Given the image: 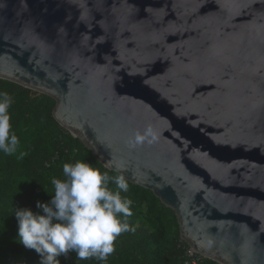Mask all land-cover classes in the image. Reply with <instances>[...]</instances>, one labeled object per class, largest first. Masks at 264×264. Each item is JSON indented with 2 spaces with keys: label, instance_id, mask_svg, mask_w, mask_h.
Masks as SVG:
<instances>
[{
  "label": "water",
  "instance_id": "water-1",
  "mask_svg": "<svg viewBox=\"0 0 264 264\" xmlns=\"http://www.w3.org/2000/svg\"><path fill=\"white\" fill-rule=\"evenodd\" d=\"M0 78L55 98L199 253L264 264V0H0Z\"/></svg>",
  "mask_w": 264,
  "mask_h": 264
},
{
  "label": "trees",
  "instance_id": "trees-1",
  "mask_svg": "<svg viewBox=\"0 0 264 264\" xmlns=\"http://www.w3.org/2000/svg\"><path fill=\"white\" fill-rule=\"evenodd\" d=\"M0 92L12 97V131L20 145L13 155L0 153V264H40L34 249L17 242L18 221L15 208H31L42 214L37 201L49 202L53 178L64 179L63 164L84 159L109 175H120L109 169L70 130L54 116L57 101L52 96L0 78ZM57 158L55 159V157ZM123 198L132 201L133 215L128 218L135 231L122 233L115 252L107 264H186L190 244L181 238V226L173 208L167 206L153 190L130 182ZM110 189L116 190L114 183ZM13 214V215H12ZM61 264H102L95 259L77 260L75 252L59 257ZM200 264H217L205 257Z\"/></svg>",
  "mask_w": 264,
  "mask_h": 264
},
{
  "label": "clouds",
  "instance_id": "clouds-1",
  "mask_svg": "<svg viewBox=\"0 0 264 264\" xmlns=\"http://www.w3.org/2000/svg\"><path fill=\"white\" fill-rule=\"evenodd\" d=\"M12 97L0 92V153L13 155L19 145L18 136L12 131ZM157 139L151 127L137 131L128 140L135 149ZM119 169V165L116 166ZM64 179L53 178L49 202L37 201L41 213L31 208H15L18 221L17 242L34 249L40 264H61L60 256L75 252L77 260L95 259L107 264L115 252L117 238L125 232L135 231L128 218L133 215L132 201L121 196L129 184L123 174L111 176L89 161L80 159L63 164ZM114 183L116 190L110 189ZM12 214V215H13ZM6 229L0 223V233Z\"/></svg>",
  "mask_w": 264,
  "mask_h": 264
},
{
  "label": "built area",
  "instance_id": "built-area-1",
  "mask_svg": "<svg viewBox=\"0 0 264 264\" xmlns=\"http://www.w3.org/2000/svg\"><path fill=\"white\" fill-rule=\"evenodd\" d=\"M56 158L57 156L55 157V159ZM187 254L189 256V259H187L186 264H200L206 257L203 254L199 253L197 250H195L191 245L190 248L187 249Z\"/></svg>",
  "mask_w": 264,
  "mask_h": 264
}]
</instances>
